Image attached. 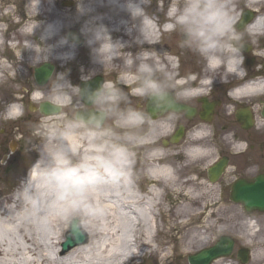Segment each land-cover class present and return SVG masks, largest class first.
I'll use <instances>...</instances> for the list:
<instances>
[{"label":"clouds","instance_id":"obj_1","mask_svg":"<svg viewBox=\"0 0 264 264\" xmlns=\"http://www.w3.org/2000/svg\"><path fill=\"white\" fill-rule=\"evenodd\" d=\"M113 2L126 11L133 22L139 21L125 30L131 34L136 28L138 35L133 37V42L140 46V50L136 53L127 51L125 70L119 74L118 82L103 80L94 89H81L71 84L65 73L56 74L51 89L58 102L50 104V111L67 110L73 98L88 107L77 108L58 122H41L36 134L39 143L31 146L38 153L32 166L35 176L29 170L17 190L23 195L24 216L34 221L39 230L58 229L72 239L83 235L91 221L103 214L104 209L99 203L101 199L116 192L122 185L134 182L138 149L148 148L145 155L153 159L167 155L164 149L150 146L173 131L187 101L195 95L211 91L219 70H225L222 83L227 82L229 75L238 79L247 76L242 54L244 46L240 43L244 33L237 30V17L232 14L226 0H173L166 13L169 17L167 30L181 35L179 46L201 57L213 74L204 81L207 87L202 93L178 88L173 76L161 74L153 61V54L142 47L149 41L142 38L140 22L147 16L144 6L150 5L152 0H124L123 4H119V0ZM86 11L78 2L77 12L83 15ZM38 27L37 22L28 36ZM59 31L58 25L48 24L41 32L39 43L27 39L28 43L22 49L33 52V65L50 59L64 62L74 59L76 43L69 45L70 51L55 52L56 47L69 44L67 36L60 37L55 44L45 43ZM245 31L250 37L264 35V16L256 17ZM81 34L85 36L84 42L90 49L92 62L101 67L118 59L130 46L128 41L113 40L108 27L102 23H86L81 28ZM73 40L78 41V37L73 36ZM89 73L94 75V72ZM89 73L82 75L81 80H89L92 76ZM245 86L253 88L251 96L264 95V83L260 80L245 81L241 87ZM130 96L147 100L152 112L146 113L134 106ZM233 98L240 99L235 95ZM8 108L9 118L23 115L20 104L12 103ZM201 127L204 130L190 134L189 143L183 148L186 164L202 161L216 151L213 145L203 142L213 135V130ZM84 142L87 148L82 151L81 143ZM237 147L244 149L246 145L240 142ZM175 178V169H170L164 182L171 185ZM135 254L137 252L130 256ZM170 254L158 255L161 264Z\"/></svg>","mask_w":264,"mask_h":264},{"label":"bare ground","instance_id":"obj_2","mask_svg":"<svg viewBox=\"0 0 264 264\" xmlns=\"http://www.w3.org/2000/svg\"><path fill=\"white\" fill-rule=\"evenodd\" d=\"M58 1L52 0V4L51 0H28V10L25 12V10L15 8L14 0H0V26H2L1 22L8 21L7 29L0 27V83L4 75L7 77L12 76L13 78L22 77L25 71L30 69L33 71L34 68L44 63L52 64L53 67H56V74L65 73L69 65L77 64L80 66L81 60L84 58L85 60L82 63H87L91 68V72H94V75L93 73L89 74L92 75L91 77L101 76L103 80L118 82L119 74L125 70L127 51L136 53L140 50V46L133 42V37L138 35L136 28L132 29L131 34L126 32L125 29L133 23L138 24L139 21L133 22L128 13L117 3H114L113 0H69L73 2L70 7L59 6L57 4ZM78 2L82 3L87 10L83 15L77 12ZM123 2L124 0H119V4H123ZM172 2L173 0H152L150 5L144 6L147 16L140 22V31L142 38L149 41V43L143 44L142 47L153 54V61L161 74L172 75L174 81L177 80L179 84L182 76H184L187 78L182 85L184 88H189L196 93H202L206 88L202 81H205L213 74L206 68L205 70H200L198 74L201 80L200 83H196L192 76L188 78V75H192L197 68L196 53L186 48H181L178 43L170 46L166 40H161L163 37H160L158 42V38L155 36L154 24L158 26L163 24L164 38L174 32L167 30V22H165L169 21L166 13ZM226 2L235 16L239 8H244V11H247L245 7L248 6L256 8V16L249 24L256 17L264 16V0H226ZM64 3L68 4L67 1ZM37 9L38 11L35 15ZM248 11L251 12V10ZM37 22L39 27L34 30L32 35L28 36ZM86 23L94 25L102 23L108 27L113 40L128 41L130 46L126 47L119 58L111 63L105 64L103 67L94 64L91 60L90 49L84 42L85 36L81 34V28ZM48 24L58 25L60 31L52 39L47 40L46 44H55L62 36H67L69 39L68 45L55 48L56 53L72 50L69 45L76 42L70 39L69 31H73L75 37H78V41L81 40V43H76L74 59L67 62L50 59L49 61L33 65L31 62L33 52L22 48L28 43L27 39L39 43L41 32ZM9 27L12 28L11 33H9ZM2 37L12 41L4 53L1 50L4 46ZM152 41H155V43H151ZM160 44L169 45V49L160 46ZM5 54H9V57H11L12 61L9 66L7 64L9 59ZM176 60L179 63L178 67L176 66ZM11 71L12 74L10 76ZM87 74L84 70L79 71V82L83 81L81 76ZM216 75L224 77L225 70H221ZM53 80L50 82L48 90L43 88L47 82L41 85L35 82V85L29 86L32 88L31 100L33 102H58V97L51 89ZM79 82L76 85L79 86ZM118 86L124 87L122 84H118ZM247 90H250V88H247ZM263 96L260 95V97ZM131 97L137 100L141 99L134 96ZM247 97L253 96L248 94ZM11 100V104H22L20 97H15ZM84 107L78 99L73 98V103L68 109L74 112L77 108L83 109ZM61 113L58 115H47L44 121L58 122L64 118ZM6 115L9 116L8 107ZM201 126L211 128L207 124H195L194 128L186 135L182 144L179 147L171 148L170 152H167V147H163L160 141L156 145L150 146L164 149L167 155L160 159L143 156L141 158L142 164L147 165L146 181H139V185L138 183L136 185L133 183L122 185L116 192L101 199L99 203L104 209L103 214L92 220L90 226L86 227L85 232L90 237V240L85 245L72 248L64 255L58 254L64 234L58 229L41 231L37 228L34 221L28 220L23 214V195L18 193L17 189L5 201V205L0 207V264H44V262L52 264H126L133 256H130V254L136 253L131 251V248L136 251L147 250L150 253H156L159 250L158 238L160 231L162 232V216H164V223L165 221L166 224L168 223V229L185 230L187 236H189V240L186 241V249L196 251L205 246L210 236H201L197 232L198 226L194 223L199 217L206 214L205 210H208L211 206H209V198H206L205 193L199 192V194H195L196 179L193 177L194 170L192 169V164L185 163L183 154V148L189 143L190 134L196 131H203L204 128ZM227 130L228 134L226 136L223 135L221 140L228 139L229 144L233 146L235 151L242 150L238 149L237 145L244 139L243 135H239L235 127ZM232 133L235 134V137L229 139L228 136ZM260 135H264V118H259L256 122V137ZM167 136L165 135L161 139L163 138L164 140ZM256 146V153L264 154V143L261 145L256 144ZM86 148V142L81 143V150L84 151ZM142 149L144 150L143 154L149 150L148 148ZM217 151L216 149L211 156L199 162H211L215 159ZM181 156L184 163L180 167L174 161ZM261 162L263 163L261 157L256 158V169L260 167ZM170 169H175L176 172V178L171 185L164 182ZM31 170L34 177L35 171L34 169ZM141 191L145 193L143 194ZM198 200L202 202V205L196 206ZM12 209H15V211H10ZM244 218H246L244 220V228L248 231L249 236L255 234L253 216H244ZM256 235L258 249L261 250L264 248V212L256 211ZM93 237H96V240ZM194 243H197L195 247H193ZM49 248L53 251L51 257H48L46 253ZM126 249L129 250L127 253L124 252ZM92 251H96L97 255L92 256ZM160 251L164 255L170 251V248ZM255 252H257L256 247L254 254Z\"/></svg>","mask_w":264,"mask_h":264},{"label":"rangeland","instance_id":"obj_3","mask_svg":"<svg viewBox=\"0 0 264 264\" xmlns=\"http://www.w3.org/2000/svg\"><path fill=\"white\" fill-rule=\"evenodd\" d=\"M14 1H15L14 6L16 9L25 10V12H27L28 0H14ZM65 1H67L68 4L65 5L64 4ZM57 4L62 7H70L73 5V2L69 0H59ZM251 9L255 10L256 12V8H251ZM7 22L8 21L6 20L4 22H1L2 26L0 27H2L3 29H7L8 28ZM9 31H10L9 33H11L12 28L9 27ZM162 37L163 38H161V40L164 41L166 40V42L169 45L172 44V41L175 43L178 42L179 44L181 40V35L176 31H174L173 35H168L165 38L164 36ZM1 50L4 53L6 49L4 50L3 48H1ZM5 55L9 59L7 63L9 66L12 61L11 57H9V54L8 55L5 54ZM84 60L85 58L81 60L80 66L77 64L69 65L67 67V70H65L66 77H68L67 79L73 85H76L79 82L78 79L79 71L84 70L87 73L91 72L90 66L87 63L86 64L82 63ZM32 72L34 75V69L33 71L32 69H30L28 71H25V74L22 77L13 78L11 76L12 74L11 71L10 72L11 77H7L6 75H4L1 78L2 81L0 83V110L3 109L2 110L3 114L2 115L0 114V122L5 123L6 129L9 128L10 130L9 135L6 137L4 148L6 150V154H9V146L10 144L14 143V149H13V153H10L8 158L7 157L4 158L5 163H1L0 160V193H1L0 207L2 205L4 206L5 201L12 195L13 192H15L19 188L31 163H33L38 158V153L35 150H33L31 146L34 143L35 144L39 143L36 134L39 132L40 130L39 126L41 122L45 120V117H40V114L38 115L37 111L34 110V111H30L34 113L33 118H29L27 120H23L20 122L22 115L19 116L18 118H9V116H7L5 112L8 103L12 102L11 100L12 98L20 97V99H22L23 96L28 98L27 96H29L30 93L32 92V88H30L29 86L35 85ZM56 72H57L56 67H54L50 79L43 87L44 89L48 90L50 82H52ZM27 89L29 90L31 89V92L28 93ZM125 91H128V89H125ZM129 99L134 106H137L145 111L144 99L137 100L136 98H133L131 96L129 97ZM28 101L35 107L39 104V102H33L31 99H29ZM62 111H61L62 112L61 116L64 117L69 116L73 113V111L70 109L62 110ZM37 115L38 118H36ZM16 126L18 127V130H15ZM170 149L171 148H167V152H170L171 151ZM141 155L142 157L145 156V154H139V153H137L136 156L135 172L137 173V176L135 177V179L144 182L146 181L145 172L143 170L145 165L142 164L141 159H137V157L138 156L141 157ZM174 162L177 163V165H179L180 167L184 163L182 156ZM196 164L199 165V167ZM207 164L208 163H204V162L202 164L200 163L192 164V169L194 170L193 177H195L196 179L195 194H199V192L205 193L206 198H209V206H211L208 208V210H205L206 214L202 215L201 217H199L198 220L195 221L194 224L198 226L197 232L201 236L202 235L210 236L208 242L205 245L214 242L216 240V237L220 234H229L230 236L234 237L237 240V242H239L240 244L250 246L251 248L256 247L257 249L256 253L258 256L257 258L259 260L258 262L263 264L262 262L264 261V248L261 250L258 249L259 246L256 240L257 238L256 233L251 234V236H249L248 231L244 228V220L246 219L244 218V216L247 215L243 214L240 205L234 204L228 199L227 184L231 180L230 178L231 171H228L226 177H224L223 179H219L217 182L210 183L206 177V168L209 165ZM262 164L264 165V162ZM200 205H202V202L198 200L196 202V206H200ZM211 213L212 215L210 216ZM167 225L168 223L166 224V221L164 223V216H162L161 218L162 232L160 231L161 234L159 233L160 235L158 238L159 250L156 253H150L147 250H143L145 251L144 257H141L139 260L131 259L126 264H161V262L158 259V255L162 256L163 253L161 254L160 250L168 247L170 248L169 252L171 254L167 257V259L163 262V264H187L186 262L187 255L195 252V250L193 251L192 249L190 250L186 249L187 248L186 241L189 240V236H187L185 230L168 229ZM93 238L94 240H96V237ZM195 245H197V243H194L193 247H195ZM46 253L48 257H51V255H53V251L51 248L46 250ZM91 255L96 256L97 255L96 251H92ZM44 264H52V263L44 262Z\"/></svg>","mask_w":264,"mask_h":264},{"label":"flooded vegetation","instance_id":"obj_4","mask_svg":"<svg viewBox=\"0 0 264 264\" xmlns=\"http://www.w3.org/2000/svg\"><path fill=\"white\" fill-rule=\"evenodd\" d=\"M243 11L244 8L238 9V15L236 16L237 19L240 17ZM253 17L254 15H252V18ZM247 27L248 26L246 25L243 28H239L236 24L237 30L244 33L243 40L240 43H242L244 46L242 54L245 57L244 67L247 69V76L243 79H238L235 76L229 75V77H227V82L222 83L221 80L223 77L215 74V82L211 86V91L207 94L195 95L191 100L185 103V107L179 113V119L176 121L175 128L171 133L168 134V137L166 138L168 139L170 135L178 131L179 128H182L183 134L180 140L174 145L167 144L165 146L163 145V140H160V144L163 145V147L174 148L182 144L186 135L191 129L194 128L195 124L203 123L209 125L213 130V135L210 138H207L205 142H207V144L213 145L218 151L215 159H213L208 164L210 165L218 158L226 157L227 166L220 179L226 177L227 172L231 171V180L227 184L228 187L233 181L237 179L252 181L256 187V175L264 172V165L262 163L260 167L256 169V158L261 157L262 160L264 159V154H256V144L261 145L264 143V135L256 137V122L259 118H264V96L247 97L248 94L253 91V89H251L252 87H241V85L245 84V81H264V35L250 37L245 31ZM257 31L259 32L260 29ZM173 34L174 32L172 35ZM177 43L172 41V45ZM160 46L169 49V45L160 44ZM195 57L197 58L195 60L197 68L192 75H188V78L192 76L194 77L196 83H200L201 80L199 79L198 74L200 70H205L207 67L201 57L197 56V54ZM178 65L179 63L176 60V66L178 67ZM221 70L223 71L224 69ZM221 70H219V72ZM186 80L187 78L182 76L180 84L177 82V80H175L174 83L178 88H184L182 85L186 82ZM247 88H250V90H247ZM232 90L235 91L232 95H230ZM248 91H250V93H248ZM27 92L29 93L31 90L27 89ZM233 95L240 97V99H234ZM21 103L23 106V115L20 122L29 118H33L34 113L29 111L25 96L22 97ZM2 110H0L1 115L3 114ZM37 113L39 115L38 110ZM38 115L36 118H38ZM0 126V160L1 163H5L4 158H8L10 154H6L4 143L6 141V137L9 135L10 130L9 128L6 129L5 123H1ZM231 127H235L238 131L237 133L239 135H243L244 139L242 142L246 145V147L240 151H235L233 146L229 144L228 139L223 141L221 140L223 135L226 136L228 134L227 129ZM15 130H18L17 126L15 127ZM228 137L229 139H233L235 134L232 133ZM197 163L202 164L203 162ZM197 166L199 167V165ZM250 169H255V171L252 172ZM242 212L247 216H253L256 233V209L251 214L244 212L243 209ZM221 236H226L233 239L232 248L228 256L214 259L211 264H261L258 262L259 260L257 258L258 256L256 255V252L254 254L255 247L252 246L253 248H251L250 246L240 244L229 234L218 235L214 242L208 243L202 248L212 246ZM244 251H246V257L244 256ZM262 263L264 264V261Z\"/></svg>","mask_w":264,"mask_h":264},{"label":"water","instance_id":"obj_5","mask_svg":"<svg viewBox=\"0 0 264 264\" xmlns=\"http://www.w3.org/2000/svg\"><path fill=\"white\" fill-rule=\"evenodd\" d=\"M250 17V13L244 15V20L240 23V28ZM74 33L69 32V37L73 40ZM80 44V41H75ZM53 70V66L50 64H42L41 66L34 69V78L38 84H44L50 77ZM102 82L101 77H94L93 79L81 83V89L84 88H96ZM49 102L45 101L40 103L39 111L43 115L57 114L59 112L50 111ZM146 112L151 113L152 108L150 103H146ZM264 115V111H263ZM181 130H179L173 138L171 143H175L181 136ZM13 146H10V150H13ZM227 159L222 157L218 162L207 169V176L210 182H214L218 179L226 166ZM229 199L233 203L241 204L245 211L251 212L254 209L257 211H264V174L256 177V187L253 182H246L245 180H237L230 186ZM88 242V234L85 232L78 239H72L71 237L64 235V241L60 244L59 254L64 255L69 250L76 246L84 245ZM233 241L225 236H222L218 241L211 247L203 248L195 254L188 255V264H210V262L220 256H227L232 248ZM246 257V252L244 251Z\"/></svg>","mask_w":264,"mask_h":264}]
</instances>
